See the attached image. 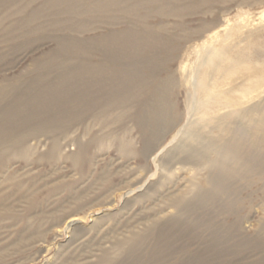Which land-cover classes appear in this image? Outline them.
<instances>
[{"label": "rangeland", "instance_id": "374dc122", "mask_svg": "<svg viewBox=\"0 0 264 264\" xmlns=\"http://www.w3.org/2000/svg\"><path fill=\"white\" fill-rule=\"evenodd\" d=\"M178 1L191 11L168 18L153 0H7L0 7V86L16 87L0 107L24 102L30 88L39 92L45 82L33 80L40 74L58 79L68 67L102 63L109 76L131 72L125 78L134 95L116 109L102 100V118L91 109L56 136L53 158L51 138L41 135L38 146L30 140L27 159L5 160L1 264H264V164L253 166L254 155H264V0ZM142 5L151 23H167L161 44H148L161 60L135 66L147 54L131 49L114 61L100 39L133 28L140 16L133 8ZM62 39L79 46L72 51ZM41 60L51 66L38 67ZM137 78L143 88L134 92ZM164 102L167 124L152 126L150 108ZM226 142L240 154L223 165L234 188L205 202ZM81 143L89 159L76 166L70 155ZM72 215L78 219L70 222ZM179 221L194 228L180 230Z\"/></svg>", "mask_w": 264, "mask_h": 264}, {"label": "bare ground", "instance_id": "6f19581e", "mask_svg": "<svg viewBox=\"0 0 264 264\" xmlns=\"http://www.w3.org/2000/svg\"><path fill=\"white\" fill-rule=\"evenodd\" d=\"M61 1L64 2V0H53V3L55 5H59ZM154 1L159 4V6L154 7H157L159 14L165 16L166 18L174 15L182 16L184 15V12L188 10L191 11L190 4H182L178 0H153V2ZM202 1V3L206 2V0ZM0 3V7L7 8V0H3ZM172 5L177 6L172 7ZM93 9L99 10L100 8L94 7ZM93 9H90V11ZM133 10H136L137 13L140 14L137 21H135V26L133 28H123L110 31L105 35H102V38L100 39L102 40L100 46L107 45L109 55L110 53L114 54L116 52L113 56L114 61L116 60L115 57L119 58L122 52H128L131 49H134L135 54H137L136 56L147 54L145 55L146 58H140V60H136L134 58L133 64L135 66H151L161 59L156 55L157 53L153 54L150 52L151 50L148 48V44H158L162 41L160 32L163 29L165 30L167 23L164 22V19L157 23H151L148 19L150 14L143 5L135 6ZM39 14H42L39 10L30 14L27 22L34 21ZM208 27L209 25H206V28ZM135 41L137 43H134ZM62 42H64L67 46L70 45V49L72 47L79 46L73 45V41L69 44V42L65 39H62ZM75 43L79 44L78 42ZM130 44H132V47ZM64 48L68 47L61 46V49ZM146 49H148V51H144ZM166 49L170 51V47ZM71 50L74 51V49ZM97 50L102 55V49L97 48ZM166 57H168V55H166ZM50 66V61L41 60L38 63V67L43 69H48ZM181 67L182 70H184L185 64ZM130 73L128 71H121L118 74L115 73L113 76H109L106 71L105 64L102 63L86 67H68V70L64 74L57 77L58 79L55 77L53 79V76L41 74L38 75V77H35L33 81L37 84L45 82V86L39 89V92H35L30 88V90L23 93L26 94L24 102H20L17 106L5 104L2 105L3 107H0V171L5 166V160H10V158L27 159L32 148L30 140L34 139L35 146H38L42 143V139L40 137L41 135H46L47 139L51 138L49 139L51 141V148L50 151L46 153L48 159L53 158L58 152V149L60 150L61 148V142L56 136L60 133L64 134L69 131V129L73 127L74 123L86 116L91 109H100L101 113L97 115L102 118V100L107 102L105 109H116L117 107L122 108V106H126L125 104H128V102L132 99L131 97L134 96L132 95L133 91L129 90L131 87L128 82L130 81L127 82L126 80L128 79L125 78L126 75ZM150 76H154L153 78L156 79L154 74H151ZM50 77H52V79H50ZM143 83V81L137 78L136 83L134 84L136 87L134 92H139L140 89L143 88ZM14 88L16 87L11 88V86H0V103H2L1 101L3 98H6L9 94L14 93ZM167 90H169V88ZM144 92H146V90H144L143 93ZM108 93H110V95H106ZM76 102L77 104H75ZM154 102H156L155 99ZM163 107L166 109L163 110ZM163 107L158 106L156 107L157 109L154 107L150 108L154 109L151 110V112L154 111L150 120L152 126L160 127L167 124L166 119L168 104L164 102ZM154 138H150L149 141L154 140ZM118 143L120 148L125 151V153H127V151H131L129 141L120 140ZM226 143L228 144L222 150L221 159L219 160V163L216 164V166L219 165V169L222 172L213 177L211 181L213 183L212 190L207 191L201 196V199L205 202H208L210 198L215 197L214 195L218 194L216 192L226 193L227 191L230 192L232 188H234L233 185L227 181L231 178V175L229 174L231 172L224 171L223 165L227 164L228 158L231 155L240 154L235 151V143ZM150 144L151 143L146 144V149L147 146H150ZM87 145V143H81L79 151L70 155V159L74 165L78 166L83 163V161H87L89 159H87L88 156L84 153V149L88 148ZM254 157L255 162L253 166L255 169H258L264 164V155L255 154ZM215 204H217L216 201ZM185 208L187 214H191L194 212L195 207L188 206ZM76 219H78V217L76 215H72L69 221L73 222ZM194 222L198 225L204 223L201 215L196 216ZM174 224V226L178 227L180 230H192L194 228L193 226L190 227V225H183L180 221L178 223L174 222ZM5 253L6 252L0 249V260L4 259Z\"/></svg>", "mask_w": 264, "mask_h": 264}]
</instances>
